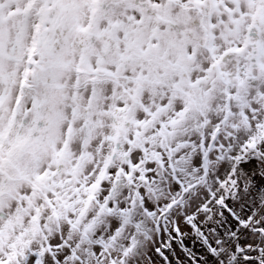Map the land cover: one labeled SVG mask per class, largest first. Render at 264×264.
Returning <instances> with one entry per match:
<instances>
[{
    "label": "snow or ice",
    "instance_id": "6c2138e0",
    "mask_svg": "<svg viewBox=\"0 0 264 264\" xmlns=\"http://www.w3.org/2000/svg\"><path fill=\"white\" fill-rule=\"evenodd\" d=\"M0 264H264V0H0Z\"/></svg>",
    "mask_w": 264,
    "mask_h": 264
}]
</instances>
